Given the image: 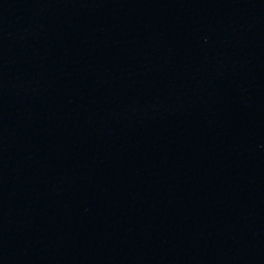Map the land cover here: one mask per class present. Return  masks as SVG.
Returning a JSON list of instances; mask_svg holds the SVG:
<instances>
[{"label":"water","instance_id":"95a60500","mask_svg":"<svg viewBox=\"0 0 264 264\" xmlns=\"http://www.w3.org/2000/svg\"><path fill=\"white\" fill-rule=\"evenodd\" d=\"M0 264H264V0H0Z\"/></svg>","mask_w":264,"mask_h":264}]
</instances>
